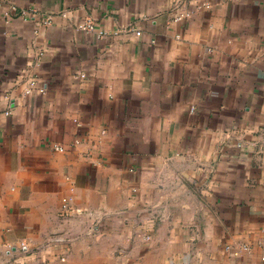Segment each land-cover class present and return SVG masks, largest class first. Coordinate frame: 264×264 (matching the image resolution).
I'll return each mask as SVG.
<instances>
[{
	"label": "crops",
	"instance_id": "obj_1",
	"mask_svg": "<svg viewBox=\"0 0 264 264\" xmlns=\"http://www.w3.org/2000/svg\"><path fill=\"white\" fill-rule=\"evenodd\" d=\"M20 257L264 264V0H0V264Z\"/></svg>",
	"mask_w": 264,
	"mask_h": 264
},
{
	"label": "built area",
	"instance_id": "obj_2",
	"mask_svg": "<svg viewBox=\"0 0 264 264\" xmlns=\"http://www.w3.org/2000/svg\"><path fill=\"white\" fill-rule=\"evenodd\" d=\"M85 28H87L88 30H94L95 29V24L92 21H89L86 23ZM55 149L56 150H63L64 146L61 144H56L55 145ZM77 209L75 208V206L73 205L72 202V196H64L61 200V206H60V214L61 215H68L73 213V211L75 212ZM56 242H63L65 241L64 238H55L54 239ZM67 257V249H63V252L61 253L60 258L62 259V261H65ZM23 257L17 258L15 259V263L14 264H34L33 260H28V261H23Z\"/></svg>",
	"mask_w": 264,
	"mask_h": 264
}]
</instances>
